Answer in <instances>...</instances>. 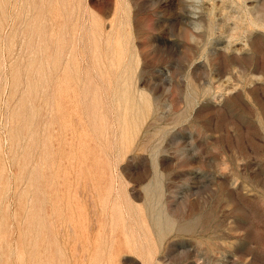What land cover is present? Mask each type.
I'll return each instance as SVG.
<instances>
[{
  "label": "rangeland",
  "instance_id": "rangeland-1",
  "mask_svg": "<svg viewBox=\"0 0 264 264\" xmlns=\"http://www.w3.org/2000/svg\"><path fill=\"white\" fill-rule=\"evenodd\" d=\"M0 264H264V0H0Z\"/></svg>",
  "mask_w": 264,
  "mask_h": 264
}]
</instances>
